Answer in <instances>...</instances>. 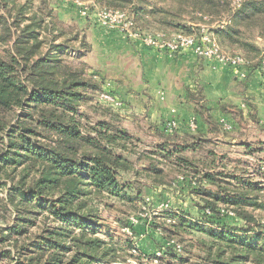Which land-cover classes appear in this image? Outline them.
I'll return each mask as SVG.
<instances>
[{
  "label": "trees",
  "instance_id": "trees-1",
  "mask_svg": "<svg viewBox=\"0 0 264 264\" xmlns=\"http://www.w3.org/2000/svg\"><path fill=\"white\" fill-rule=\"evenodd\" d=\"M94 1L103 7H129L143 30L199 36L205 26L224 49L244 55L248 65L259 68L264 60L262 46L248 35L253 30L264 38V0H175L176 10L148 0ZM226 21L223 28L211 25ZM89 50L83 31L61 20L51 0H0V190L8 187L0 221H8L7 212L14 218L0 226V260H12L17 252L16 264H88L82 257L97 256L86 249L104 241L94 236L97 227L91 223L98 216L86 208L87 191L126 194L121 178L132 166L125 153L134 136L115 124L114 114L92 124L79 110L106 90L90 72L85 60ZM199 107L208 131L170 132L180 134V142L174 141L172 151L169 141L161 145L165 159L202 148L211 133L228 127L227 118L221 122L206 105ZM220 107L225 116L238 113L248 122L263 123L253 104ZM165 123L162 128L155 125L162 134L169 133ZM150 169L161 173L153 163ZM203 181L226 189L209 172L201 179L204 186ZM235 189L229 188L232 195L211 193L214 199H206L204 207L212 211L208 220L223 228L208 245L207 264H264V224L246 208L264 209L263 189L251 180L244 181L242 190ZM220 202L232 206L245 224L223 221ZM179 219L178 228L203 229ZM102 255L112 264L106 252ZM173 257L170 264H185L184 258Z\"/></svg>",
  "mask_w": 264,
  "mask_h": 264
},
{
  "label": "rangeland",
  "instance_id": "rangeland-1",
  "mask_svg": "<svg viewBox=\"0 0 264 264\" xmlns=\"http://www.w3.org/2000/svg\"><path fill=\"white\" fill-rule=\"evenodd\" d=\"M148 2L167 6L171 10L179 8L175 0ZM218 24L222 26L227 21L211 25ZM248 35L251 42L263 47L262 37L258 33L252 30ZM79 108L92 124L102 118L111 119L110 114L116 115L115 124L134 136L125 153L132 166L121 178L126 194L114 196L93 189L87 191L89 193L85 196L86 208L98 216L91 223L97 227L94 236L104 241L95 249H86L97 256L82 257V261L88 264H106L107 259L103 258L102 252H106L112 264H170L175 261L173 256L184 258L185 264H207L208 245L215 240L213 234L223 229L220 224L212 223L207 218L212 211L204 207L206 199L212 200L215 195L210 194L232 195L234 192L229 188L240 191L244 181L251 180L263 189L260 194L264 195V121L248 122L238 113L234 115L231 112L225 116L217 111L213 116L221 122L227 118V128L211 133L201 143L202 148L196 151L184 149L165 159L159 153L162 152L161 145L169 141V150H174L177 147L174 141L180 142V134H162L150 121L132 125L124 121V107H113L99 99L84 102ZM255 109L256 112H253L259 115L257 107ZM179 156L187 158L188 162H180ZM152 163L161 169L158 176L150 169ZM208 172L226 189L206 181L202 183L204 186L200 185L201 179ZM7 188L0 190V211H3L1 200L6 197ZM218 207L223 221L232 226L245 224L234 215L232 206L220 202ZM246 208L254 212L264 224V209H253L251 206ZM7 215L8 221H0V226L13 222L11 213L7 212ZM179 218L200 224L203 229L199 231L186 226L178 228ZM17 255L14 252L12 260L2 258L0 264H16L13 258ZM246 264L253 262L248 261Z\"/></svg>",
  "mask_w": 264,
  "mask_h": 264
},
{
  "label": "crops",
  "instance_id": "crops-1",
  "mask_svg": "<svg viewBox=\"0 0 264 264\" xmlns=\"http://www.w3.org/2000/svg\"><path fill=\"white\" fill-rule=\"evenodd\" d=\"M51 4L61 20L75 23L85 34L90 72L124 101V121L132 125L150 121L162 128L163 122L175 119L178 133L190 130L194 121L207 132L209 125L199 111L202 104L212 114L223 115L222 104H253L264 121V74L258 67L223 66L190 49L170 55L94 24L71 3L52 0Z\"/></svg>",
  "mask_w": 264,
  "mask_h": 264
},
{
  "label": "built area",
  "instance_id": "built-area-1",
  "mask_svg": "<svg viewBox=\"0 0 264 264\" xmlns=\"http://www.w3.org/2000/svg\"><path fill=\"white\" fill-rule=\"evenodd\" d=\"M76 6L82 16L89 18L100 27L119 31L128 40L139 41L146 46L167 51L170 55L178 54L184 50H192L198 57L210 59L217 64L227 65H248V60L244 55L224 49L216 37L210 33L205 26L201 35L186 34L182 32H165L143 30L137 26L134 16L130 10L101 7L94 0H64ZM263 42L264 50V38ZM259 69L264 73V60ZM101 102H105L113 107L123 108L124 101L115 93L104 90L100 93ZM169 132L178 130L179 124L175 119L165 123ZM188 128L192 131L198 128L196 122H190Z\"/></svg>",
  "mask_w": 264,
  "mask_h": 264
}]
</instances>
